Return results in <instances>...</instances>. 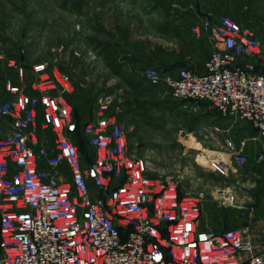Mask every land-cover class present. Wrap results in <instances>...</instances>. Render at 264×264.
Instances as JSON below:
<instances>
[{
  "label": "built area",
  "instance_id": "1",
  "mask_svg": "<svg viewBox=\"0 0 264 264\" xmlns=\"http://www.w3.org/2000/svg\"><path fill=\"white\" fill-rule=\"evenodd\" d=\"M188 29L211 43L203 69L147 66L144 77L174 100L206 102L221 119L248 122L264 137V31L226 13L197 16ZM9 63L17 81L6 79L11 96L0 102L11 124L0 138V264H264V250L255 252L242 229L199 227L205 190L149 173V159L130 148L133 126L110 111L111 93L82 121L93 149L83 153L66 97L75 90L71 76L38 62L28 87L26 66L13 57ZM39 120L55 136L51 148L40 142ZM225 147L210 160L223 174L229 153L235 164L248 161L231 138ZM218 195L220 205H236L234 193Z\"/></svg>",
  "mask_w": 264,
  "mask_h": 264
},
{
  "label": "rangeland",
  "instance_id": "2",
  "mask_svg": "<svg viewBox=\"0 0 264 264\" xmlns=\"http://www.w3.org/2000/svg\"><path fill=\"white\" fill-rule=\"evenodd\" d=\"M220 1L221 13L264 30V0ZM194 6L193 0H0V102L4 81L17 80L10 58H25L28 87L33 64L57 65L75 82L66 97L84 120L111 93L110 111L126 128L133 126L126 133L130 148L149 159V173L175 177L180 189L200 190L223 174L210 160L221 157L225 140L245 121L220 119L202 101L174 100L142 73L147 66H186L195 57L198 43L191 40L197 38L173 18H191ZM216 126L229 130L217 132ZM10 131L9 119L0 115V138ZM40 142L51 148L55 136L45 132Z\"/></svg>",
  "mask_w": 264,
  "mask_h": 264
},
{
  "label": "crops",
  "instance_id": "3",
  "mask_svg": "<svg viewBox=\"0 0 264 264\" xmlns=\"http://www.w3.org/2000/svg\"><path fill=\"white\" fill-rule=\"evenodd\" d=\"M193 2L195 8L191 18L185 14L173 17L180 27H185V32H188L189 25L197 16H216L222 12L223 4L220 0H193ZM191 41L199 45L192 46L195 57L186 61V66L202 70L209 57L211 43L208 46V41L206 43L200 39ZM200 47L204 51L202 56L199 55ZM245 123H243L244 127L236 129V132L229 135V138L233 141L234 151L246 154L248 161L244 164H235L233 155L229 153L228 172L222 175L216 174L207 186L201 187L206 190L207 197L203 201L198 225L202 229L215 230L240 228L246 236L252 239L254 251L260 252L264 250V137L259 136L250 123ZM227 152L230 151L227 150ZM220 191L234 193L237 197L236 205H220L218 198Z\"/></svg>",
  "mask_w": 264,
  "mask_h": 264
},
{
  "label": "trees",
  "instance_id": "4",
  "mask_svg": "<svg viewBox=\"0 0 264 264\" xmlns=\"http://www.w3.org/2000/svg\"><path fill=\"white\" fill-rule=\"evenodd\" d=\"M20 59L21 60H23V59H25L24 57H17V60L18 61H20ZM21 62V61H20ZM21 63H23L26 67H27V64L26 63H24V62H21ZM181 66H183V65H181ZM185 66V65H184ZM169 69V68H168ZM16 77H17V75H16ZM15 82L17 81L16 79L14 80ZM6 82V80L4 81V83ZM74 84H75V82H74ZM4 91H5V96H4V100L5 99H7L8 97H10L11 95L6 91V89H5V86H4ZM75 91V90H74ZM72 94V93H71ZM3 101V100H2ZM206 103V102H205ZM74 106V105H73ZM74 112H75V115H76V117H77V119H78V131H77V133H75V135H74V140H75V142H76V144L78 145V147H79V149H80V151L81 152H83V153H90V155H91V153H93V151L91 152V150H90V147H89V145L87 144V142L85 141V138L81 135V126H82V121L84 120L83 118H82V116L80 115V113H79V111H78V108H77V106L76 107H74ZM219 115V114H218ZM5 117V116H4ZM220 117V116H219ZM7 118V117H6ZM8 119V118H7ZM220 119H221V117H220ZM38 130H39V132L41 133H45V132H49V133H51L53 136H54V134L50 131V130H43L42 128H41V120H39V124H38ZM86 145H88V147L86 148L85 146Z\"/></svg>",
  "mask_w": 264,
  "mask_h": 264
}]
</instances>
